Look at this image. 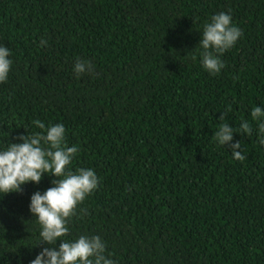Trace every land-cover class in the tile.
I'll return each instance as SVG.
<instances>
[{
  "label": "trees",
  "instance_id": "1",
  "mask_svg": "<svg viewBox=\"0 0 264 264\" xmlns=\"http://www.w3.org/2000/svg\"><path fill=\"white\" fill-rule=\"evenodd\" d=\"M221 12L242 36L212 75L196 47ZM0 46L12 61L0 150L42 132L34 120L63 124L70 169L98 177L67 239L99 236L115 264H264V117L251 119L264 110V0H0ZM78 59L93 72L77 78ZM222 123L242 162L214 140ZM54 179L0 193V264L49 247L29 205Z\"/></svg>",
  "mask_w": 264,
  "mask_h": 264
},
{
  "label": "clouds",
  "instance_id": "2",
  "mask_svg": "<svg viewBox=\"0 0 264 264\" xmlns=\"http://www.w3.org/2000/svg\"><path fill=\"white\" fill-rule=\"evenodd\" d=\"M241 36V30L232 23L228 13L216 14L206 22L196 47L204 69L218 75L226 66L220 57L234 47ZM46 44L47 41L41 40L42 47ZM10 55L7 47L0 46V83L7 82L11 71ZM73 70L79 78L94 69L90 61L78 59ZM261 117H264V110L254 107L251 119L258 121ZM220 120H224L223 114ZM33 124L43 131L22 135L18 137L20 143H10L6 149L0 150V193L3 195L20 193L22 186L28 183L38 185L45 174L56 178L52 187L30 197L29 211L37 218L41 229L39 246L49 245L42 248L30 264H115L114 260L106 258V244L99 236L81 235L74 241L67 239L70 234L68 223L77 215L78 206L98 187L97 175L90 169L79 168L75 172L70 169L78 154V146L66 143L63 124L46 127L40 120H34ZM252 131L248 121L241 123L239 132L251 136ZM234 132L229 124L222 123L214 140L221 146L229 145L232 157L242 162L246 157L239 151L240 142L231 144ZM258 136L259 143L264 145V122L259 123ZM80 213L83 216L87 211L80 209ZM57 241H61L58 248L55 247Z\"/></svg>",
  "mask_w": 264,
  "mask_h": 264
}]
</instances>
